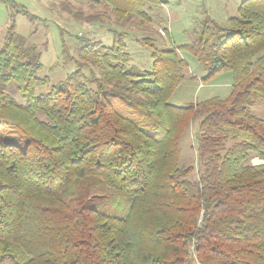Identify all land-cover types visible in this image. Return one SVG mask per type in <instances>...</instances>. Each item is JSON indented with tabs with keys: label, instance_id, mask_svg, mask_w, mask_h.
Segmentation results:
<instances>
[{
	"label": "trees",
	"instance_id": "obj_1",
	"mask_svg": "<svg viewBox=\"0 0 264 264\" xmlns=\"http://www.w3.org/2000/svg\"><path fill=\"white\" fill-rule=\"evenodd\" d=\"M105 1L122 18H149L159 3ZM112 34V46L80 38L76 70L38 95L50 83L41 51L14 24L6 31L0 264H264V117L253 110L264 100V0H243L226 25L206 18L191 42L168 49L136 38L151 49L150 70L130 67L126 32ZM186 52L205 78L231 72L228 98L170 102ZM196 121V160L182 165ZM14 131L21 142L6 139ZM108 195L128 197L124 215L90 204Z\"/></svg>",
	"mask_w": 264,
	"mask_h": 264
},
{
	"label": "rangeland",
	"instance_id": "obj_2",
	"mask_svg": "<svg viewBox=\"0 0 264 264\" xmlns=\"http://www.w3.org/2000/svg\"><path fill=\"white\" fill-rule=\"evenodd\" d=\"M12 4L0 0V49L8 27L15 25L17 32L30 43L36 44L42 54L43 69L39 76H48L50 83L37 87V94L49 92L51 86L64 80L77 68L78 42L80 38L99 40L106 46L113 45V30L126 32L125 42L131 54L130 67L150 70L153 65L151 49L136 40L138 37H152L155 46L168 49L174 44L191 42L195 31L200 30L204 18L211 17L222 25L229 17L238 13L241 0H159L157 5L147 7L146 17H118L113 7L105 0H13ZM28 11L33 17L23 13ZM117 15V16H116ZM207 18V17H206ZM189 66L184 71V80L176 88L170 102L188 106L198 101L219 96L228 98L232 93L231 72H220L209 78L198 60L184 53ZM15 98L21 101L19 93ZM254 112L264 117V100H259ZM41 118H44L41 115ZM198 122L191 124L181 140L180 164H193L197 155ZM2 135V132H1ZM6 139L21 142L18 132L6 133ZM253 163H260L257 158ZM198 178V172L192 175ZM104 187H95L92 195H102ZM113 192L112 189H110ZM117 195H114L115 198ZM112 196L97 197L90 204L119 216L128 210V197L110 200Z\"/></svg>",
	"mask_w": 264,
	"mask_h": 264
},
{
	"label": "crops",
	"instance_id": "obj_3",
	"mask_svg": "<svg viewBox=\"0 0 264 264\" xmlns=\"http://www.w3.org/2000/svg\"><path fill=\"white\" fill-rule=\"evenodd\" d=\"M243 0H241V2H242ZM241 2H240V4H241ZM239 4V5H240ZM238 9V8H237ZM207 18H211V17H208V16H206ZM206 17L204 18V20L206 19ZM230 18V17H229ZM211 19H213V18H211ZM213 20H215V19H213ZM215 21H217V20H215ZM218 22V21H217ZM197 31V30H196Z\"/></svg>",
	"mask_w": 264,
	"mask_h": 264
}]
</instances>
